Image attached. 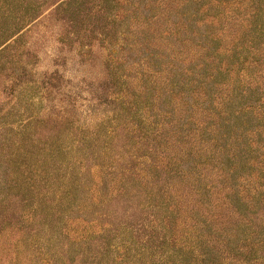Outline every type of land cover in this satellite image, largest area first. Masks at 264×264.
Wrapping results in <instances>:
<instances>
[{
  "label": "rangeland",
  "instance_id": "1",
  "mask_svg": "<svg viewBox=\"0 0 264 264\" xmlns=\"http://www.w3.org/2000/svg\"><path fill=\"white\" fill-rule=\"evenodd\" d=\"M161 1L0 0V264H190L180 239L197 253L212 229L237 237L224 251L233 264L264 259V245L242 244L264 239L263 195L252 207L242 189L264 179V107L237 89L253 79L264 97V37L255 63L256 33L228 37L234 55L212 58L198 86L195 62L166 66ZM137 58L164 81L159 100L141 63L130 70Z\"/></svg>",
  "mask_w": 264,
  "mask_h": 264
},
{
  "label": "trees",
  "instance_id": "2",
  "mask_svg": "<svg viewBox=\"0 0 264 264\" xmlns=\"http://www.w3.org/2000/svg\"><path fill=\"white\" fill-rule=\"evenodd\" d=\"M158 5L159 2L157 0L156 7H158ZM160 8H162L163 11L161 19H165V27L163 29V33H161V36L163 38L161 44L163 45V49L167 50L165 51V56L167 57L165 60H168L166 66L168 67L169 70L175 71L176 68H180L178 66L182 67V65H184L185 59L188 62H195L196 65L200 67L199 69L201 71V75L197 79L198 86L200 85L207 87L206 84L208 83L207 79H210L209 73L213 74L214 72V71L212 72L210 71V66L213 64L212 58H218L223 55L229 58L234 55L235 51L233 49V43L232 45L226 46L224 48L221 46V44L225 43V41H227V38L230 36L232 38L230 42H233L236 36L241 35L242 33L250 35V37L256 33V36L254 38L256 40L252 41V42H256L255 43L256 46L250 45L252 49L250 53L252 54V58H253L252 63H255L256 60L260 58V54L262 52L260 53L258 49L259 46L258 44H260L259 40H261L262 37H264V23L261 22V25L259 27L253 26L254 29H251L250 27H252L251 23L254 22L256 19H259V17L264 13V0H163L160 3ZM150 16L153 19L155 17H158L159 15L152 14ZM249 30H253V32H250ZM192 43H200V45L194 47ZM211 43L214 46H211ZM214 49L216 50V52H213ZM218 52H222V53H218ZM146 57L152 60L150 56H146ZM136 61L139 62H136L137 65H133L130 70H132L133 67H135L136 69L139 68L138 65L141 63V61L139 58H137ZM139 66H141L139 72L141 76L143 72L144 73L143 76L147 75V77H151L152 87L150 88L151 90L150 98H152L153 96L154 98H156V100H159L161 96H165L166 93H163L161 95L155 93L157 84H162V82L164 81H161L159 79L156 80L152 76H150L151 75L150 72H155L152 70L149 72L150 75L148 76V71L144 67L142 68V63ZM145 67L148 66L146 65ZM216 67L217 69L220 70V67L218 66ZM225 67L227 66H224V68ZM164 73L167 74L168 72L164 71ZM203 75H206L204 79L202 78ZM244 76L245 74L240 75V77H244ZM222 87H220L219 89L222 92H224L225 89ZM258 87L259 86L256 85L253 79L251 80L249 78L244 77L238 80L237 89L238 92L240 93L238 94L240 96V99L243 101V103L246 104L247 108L252 109V107L253 108L264 107V97L261 99L260 95L255 94L257 93L256 90L258 89ZM209 92H210V88H209ZM254 97L255 99H253ZM223 100H225V98H223ZM217 110L218 113L212 116V120L219 119L221 121L220 124L225 123L224 126L227 125L228 122L226 123L224 117H222V114H225V112H223L221 108ZM242 112H243L242 109L238 111V113H242ZM157 125H158L157 127L158 129L156 128V126L152 129L153 132L151 133L152 137L156 132L160 131V129L162 130L163 128L162 124H157ZM241 127L246 128L244 124ZM256 162L264 164V155H262L260 159ZM195 167L194 165L188 166V169L192 174H193L192 170H194ZM262 169L264 170V165H262ZM194 173L197 176L200 175V172L194 171ZM181 175L183 176V174ZM249 178L250 177L248 176L245 179H243L244 185H242V189L244 190L245 193H247L246 201H244V203L250 204V206L252 207L254 204L259 206L260 204H257L259 203V201L264 204V179L261 183H256L255 181L252 180L253 182H255L253 184ZM256 178L257 176H255L254 180H256ZM170 190L172 191V193L173 191L179 193L178 187L176 186L171 185ZM204 192L207 193L205 189ZM259 195H263V196L261 200L258 201L257 199ZM178 198H180V194ZM177 201L180 204L183 202L181 200H177ZM220 204L217 205L216 203V207L223 208L222 205L224 203H222L221 205ZM176 208L177 207H175V209ZM257 219L258 221L264 220V212L261 215H257ZM247 221L249 223L248 219ZM223 231L224 229L223 230L212 229L210 233L214 234L213 236L214 240L211 238L208 243L209 246L206 245V248L204 246L205 244L202 245L203 251L196 253L198 247L197 245L199 244V242L197 241H193V243L189 242L187 239V235H185L186 237H184L183 239H180L178 246H180L182 250H185L184 254L186 256L192 257L191 255L188 254H194V256L192 257L194 258V260L190 264H200V262H202L201 264L203 263L206 264V262L209 263V259L214 261L216 264H223L220 261H218V258L216 259L214 256H212L214 250L213 247L210 246L216 242L219 243L220 240H218V238L220 237L226 239L224 243L221 242L222 247H224V248H220V251L222 252L219 251V255H221L222 253H224V251L226 250L228 251L227 249L228 245L231 244L232 242H235V240L237 239V237L234 234L228 233L229 231H227L225 235H222L221 233ZM249 233L244 235V239L242 240L243 246L245 248L247 246L248 249L250 246L252 248L255 247L261 248L264 245V239L261 240L260 237L249 235ZM234 237L235 239H233ZM203 243H206V241L201 242V244ZM236 252H239V250H236ZM236 252L234 253L237 254ZM206 256H208L207 259ZM195 259L197 260L195 261ZM224 259L229 260L226 264H233L234 261L238 262L236 256L230 257L228 255H225V253H224ZM244 264H264V259H257V257H251V259L245 261Z\"/></svg>",
  "mask_w": 264,
  "mask_h": 264
}]
</instances>
